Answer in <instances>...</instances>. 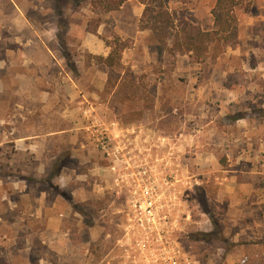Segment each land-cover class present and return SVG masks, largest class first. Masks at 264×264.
Here are the masks:
<instances>
[{"label": "rangeland", "instance_id": "obj_1", "mask_svg": "<svg viewBox=\"0 0 264 264\" xmlns=\"http://www.w3.org/2000/svg\"><path fill=\"white\" fill-rule=\"evenodd\" d=\"M216 1L167 6L211 30ZM92 3L0 0V57L31 35L20 9L47 41L57 25L49 43L73 95L70 122L68 85H50L33 117L40 147L0 144V264H264V0H239L237 41L201 59L161 47L144 4L137 16L128 0ZM116 41L123 66L108 89L96 55Z\"/></svg>", "mask_w": 264, "mask_h": 264}, {"label": "crops", "instance_id": "obj_2", "mask_svg": "<svg viewBox=\"0 0 264 264\" xmlns=\"http://www.w3.org/2000/svg\"><path fill=\"white\" fill-rule=\"evenodd\" d=\"M128 2L133 4L132 13L140 15L143 8L141 2L137 1V4H134V0ZM19 11L16 19L14 18L17 28L18 30L28 28L31 35L18 36L15 45L1 46L4 55L0 57V137L4 138L6 135L12 141L1 143L2 139H0V144L9 146L14 142L17 149L33 151L35 146H41L37 144L40 137L38 139V135H34L38 128L33 124V117L38 109L45 111L49 109L50 101L56 96L50 89L51 84L55 85V79H58L60 85L69 87V93L63 98L61 116L65 118L68 114L71 122L72 76L66 70L63 57L58 56V49L49 43L57 35L58 26L51 28L52 35L47 41L41 35L44 31L33 28L24 11L21 9ZM8 21H12V18L7 17L6 24ZM84 45L89 46L88 41L84 43L83 40L81 46ZM57 73L60 74L61 79ZM51 79L54 83H51ZM70 130L71 127L52 129L54 133H66Z\"/></svg>", "mask_w": 264, "mask_h": 264}, {"label": "trees", "instance_id": "obj_3", "mask_svg": "<svg viewBox=\"0 0 264 264\" xmlns=\"http://www.w3.org/2000/svg\"><path fill=\"white\" fill-rule=\"evenodd\" d=\"M127 0H91L92 4L101 3L105 11L119 9ZM145 5L141 22L143 28H150L160 42V46H165L171 52L192 53L198 59L208 55L210 46L215 44H227L237 41L238 28L235 19V8L239 0H217L212 14L214 17V29L205 30L199 24H195L187 19H177L168 9L169 0H139ZM63 20V19H62ZM59 21L61 30L67 27L66 22ZM96 29H88L94 32ZM59 33V32H58ZM59 38V34L57 35ZM168 41L171 43L168 44ZM125 43L116 41L107 56L96 55V58L104 62L110 70L107 88L116 86L113 80V70L123 66L121 63L122 50ZM71 63V61H68Z\"/></svg>", "mask_w": 264, "mask_h": 264}]
</instances>
